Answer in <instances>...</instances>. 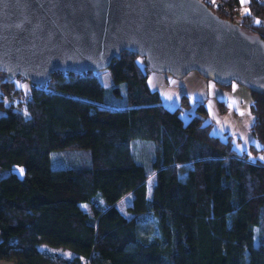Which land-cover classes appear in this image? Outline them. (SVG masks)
Here are the masks:
<instances>
[{
	"label": "trees",
	"instance_id": "trees-1",
	"mask_svg": "<svg viewBox=\"0 0 264 264\" xmlns=\"http://www.w3.org/2000/svg\"><path fill=\"white\" fill-rule=\"evenodd\" d=\"M226 2L231 10L240 5ZM248 9L238 24L264 40V2L251 0ZM139 59L123 51L111 61V90L126 91L113 109L92 72L56 71L28 89L0 73L8 96L0 100L1 259L82 264L79 255L41 249L57 244L42 229L53 228L68 243L92 248L85 264H264V162L250 159L264 152V92L250 90L249 131L261 147L239 152L230 135L211 132L202 104L187 119L182 108L163 106ZM189 105L183 96L181 106ZM56 150L87 158L53 167ZM13 165L25 176L2 174ZM125 196L130 217L117 207Z\"/></svg>",
	"mask_w": 264,
	"mask_h": 264
},
{
	"label": "water",
	"instance_id": "water-1",
	"mask_svg": "<svg viewBox=\"0 0 264 264\" xmlns=\"http://www.w3.org/2000/svg\"><path fill=\"white\" fill-rule=\"evenodd\" d=\"M123 51L150 71H196L264 92V40L200 0H0V73L45 85L107 70Z\"/></svg>",
	"mask_w": 264,
	"mask_h": 264
},
{
	"label": "rangeland",
	"instance_id": "rangeland-1",
	"mask_svg": "<svg viewBox=\"0 0 264 264\" xmlns=\"http://www.w3.org/2000/svg\"><path fill=\"white\" fill-rule=\"evenodd\" d=\"M216 1L221 4L222 3L224 4V2L227 3L226 0H216ZM247 1L248 0H244V2L242 3L243 8L242 6L238 5L239 12H232L231 9H228L225 6L217 14L223 18L231 19L232 21L239 23L243 15V11L244 10L249 11L248 9L249 3L244 5V3H246ZM226 12H231V13L226 14ZM229 17H232V18H229ZM138 61L141 62L140 59ZM96 75L105 87V94H104L103 102L104 104H106L108 109L117 108L123 105L125 102V98H126V91H125L124 85H121L120 96H117L111 90L113 86V80H112L111 75L108 73V71L102 70V71L97 72ZM147 80H148L147 82L150 88L153 90H157L159 94L161 95L162 104L168 107L169 109H174L178 106L177 102H178V98L180 97V92H177L178 90L188 91V94L190 97L189 98L190 105L183 107L181 110V116L184 119H187L189 117V114L193 113L195 109L194 105L197 103L195 102L194 98L191 97V95L199 94L201 90H204L203 92L207 91L206 87L204 86L205 83H207L208 93L211 97L212 96L211 87L215 85L212 83L214 81L210 79L207 80V78L206 79L203 78L196 71H191L182 78H175L171 74L165 73V72L149 71ZM22 85L24 86L25 89H28L30 87V84L27 81L22 83ZM215 88H219L218 84L215 85ZM227 111H229V109H227L226 111L221 110V112H223L221 113L223 115V118H220L219 116L218 118H216L215 114H212V115L207 114L205 121L207 120L211 121L213 123L211 132L214 133V135H219L221 138L223 137V139H225V137H227L228 134H231V132L233 131L232 136H231V141L234 144V146L237 149H239L240 145L238 143L236 135L237 134H239L240 136L248 135L247 129L249 128V124L252 121V115L250 113V108L247 114L246 113H236V115H234V118L236 120H233V117L226 118L228 116L226 114ZM0 114H2L1 110H0ZM234 126L238 127L237 131ZM137 144H140V145H137L136 149L139 150L142 155L144 153L146 154L147 147L142 146L141 145L142 143H137ZM61 151L63 150H56L51 153V163L53 167L68 166L66 164L67 163L66 161L71 162V163H75V162L79 163V162L86 161L85 159L87 158V156L85 154L79 153L78 151H67V152H61ZM254 156L256 159L264 161L263 151L258 152ZM10 171L17 173L21 177L25 176V169L22 166H18V165H13L9 169H3L2 174H7ZM151 175L148 177L149 178L148 180L149 189L152 183V179L150 178ZM130 200H131V197L125 196L119 201L117 205L119 210L127 217H130L131 215L127 210V206L130 203ZM81 206L85 210H88L89 212H91L90 206L88 204H82ZM42 229L44 233H47L49 236L54 237L55 239L58 240V242L56 245H52V246L42 244L40 246L41 249L43 248V249H47L48 251L55 252L58 254V256L62 258H71L74 255H79L82 260V264H85L88 258L91 256L92 248H90L89 246L82 245V244L68 243L66 240H64V238L60 234H58V233H61L59 230H56L53 228H42Z\"/></svg>",
	"mask_w": 264,
	"mask_h": 264
},
{
	"label": "crops",
	"instance_id": "crops-1",
	"mask_svg": "<svg viewBox=\"0 0 264 264\" xmlns=\"http://www.w3.org/2000/svg\"><path fill=\"white\" fill-rule=\"evenodd\" d=\"M249 2H250V0H248L246 3H244V5L248 4ZM262 2H264V0H262ZM239 4H240V6L243 5L241 3V0H239ZM242 8H243V6H242ZM247 13H248V10H244L243 11V15H245ZM140 59H141L140 63L142 65V67L144 68V66H145L144 59L143 58H140ZM212 83L217 85L215 82H212ZM215 85H213V87H211V92H212L211 93V95H212L211 97H210V95L208 93V84L207 83H205V85H204L206 87L207 91L203 92L204 90H201L199 94L191 95V97L194 98L195 102H197L194 105V107L198 103L202 104L204 106V108L206 109L208 115L209 114L210 115L215 114L216 118H218V116L220 118H223V115L221 114L223 112H221V110L225 109V110H222V111H226L227 109H229V111H227V113H226L228 115L226 118L233 117V120H236L234 118V115H236V113H246L247 114L249 112V108H250V106H251V104L253 102L251 91L249 89H247L245 86H242V85H240L238 83H235V82H232L226 88L221 86V85H219V84H218L219 88H215ZM151 90H153V89H151ZM177 92H180V97H179L180 100L178 98V102H177L178 106L177 107L183 108L181 106V98L183 96H186V97H188V100H189L190 97H189L188 91H184V90L183 91H179L178 90ZM160 97H161V95H160ZM161 104H162V99H161ZM189 104H190V101H189ZM163 106H165V105H163ZM250 124H249V126H250ZM234 127H235V129L237 131L238 127L237 126H234ZM247 131H248V135H244V136H240L239 134H237L235 132L237 134L236 136H237V140H238V143H239L240 147H239V149H237L234 146V144H233V146L239 152H243V151L247 150L249 144H254L257 148L261 147V144L257 141V139H255L251 135V133L249 131V128L247 129ZM232 132H231V134H228V135L232 136ZM250 159H251L252 162L256 161L255 156L253 154H251V153H250ZM262 162H264V161H262ZM1 217L2 216H1V213H0V221H1ZM0 239H1V233H0ZM0 264H17V263L14 260H6V259H1L0 258Z\"/></svg>",
	"mask_w": 264,
	"mask_h": 264
},
{
	"label": "built area",
	"instance_id": "built-area-1",
	"mask_svg": "<svg viewBox=\"0 0 264 264\" xmlns=\"http://www.w3.org/2000/svg\"><path fill=\"white\" fill-rule=\"evenodd\" d=\"M201 2H203L204 4H206L212 11H214L215 13H218L219 11L222 10V8H224L225 6L219 2H217L216 0H200ZM258 3H261L262 0H256ZM232 12H239V6L238 5H234L232 7ZM231 12H226V14H229ZM232 18V17H229ZM231 20V19H230ZM19 82H26V80H24L21 76H16L15 77ZM29 95V94H28ZM20 95H15V99L16 101H18ZM29 97V96H28ZM23 100L27 99L26 97H21ZM20 98V99H21ZM8 96L6 94H3V92H0V100L7 102ZM18 99V100H17Z\"/></svg>",
	"mask_w": 264,
	"mask_h": 264
},
{
	"label": "snow or ice",
	"instance_id": "snow-or-ice-1",
	"mask_svg": "<svg viewBox=\"0 0 264 264\" xmlns=\"http://www.w3.org/2000/svg\"><path fill=\"white\" fill-rule=\"evenodd\" d=\"M244 2V0H241V3H243ZM257 23H259V21H257Z\"/></svg>",
	"mask_w": 264,
	"mask_h": 264
}]
</instances>
